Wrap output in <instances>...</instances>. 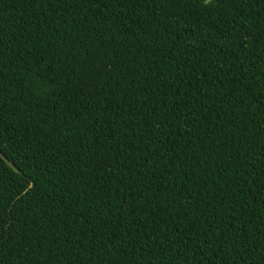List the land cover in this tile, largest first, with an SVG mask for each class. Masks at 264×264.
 <instances>
[{"label": "trees", "instance_id": "1", "mask_svg": "<svg viewBox=\"0 0 264 264\" xmlns=\"http://www.w3.org/2000/svg\"><path fill=\"white\" fill-rule=\"evenodd\" d=\"M236 7L264 22V0L211 17L174 0H0V150L21 172L0 158L14 232L0 264H242L205 240L233 210L259 264L262 210L239 213L264 173V60L205 42Z\"/></svg>", "mask_w": 264, "mask_h": 264}, {"label": "snow or ice", "instance_id": "2", "mask_svg": "<svg viewBox=\"0 0 264 264\" xmlns=\"http://www.w3.org/2000/svg\"><path fill=\"white\" fill-rule=\"evenodd\" d=\"M142 2H154V0H142ZM177 4H183L186 7L192 9L193 11L199 9H207L209 12V17H211L213 10L216 14L219 15V9L226 5L238 4V0H174ZM121 14H123V9H121ZM135 15V13H134ZM243 14L239 11V8H234L230 13V19L227 22L223 23L217 30L212 33L209 37H205V42L208 39H211L215 44H219L221 53H229V55H235L237 60H240L241 57L244 59L241 60V67H243L244 62L247 60L249 52H256L258 57L264 60V22H261L259 19L255 22L251 20V16L247 19L250 26H244L241 21V16ZM199 22V18H197ZM241 24L243 30L237 25ZM260 23V29H256V24ZM130 26V22H129ZM209 27H212V21L209 20ZM259 33V34H258ZM193 36L195 33L192 34ZM227 59V57H226ZM216 68H220L221 65H215ZM232 67L235 68V63L232 64ZM212 66H209L208 70H211ZM199 71L198 68H189V72ZM261 72H264V65L261 66ZM208 71L204 72V75L207 76ZM242 73L237 70L234 75L239 76ZM171 95H175L171 93ZM242 102V101H241ZM166 106V105H165ZM85 113L91 115V112L88 108L83 107ZM185 116H188V113H184ZM173 118L176 120L180 119V113L174 112ZM188 120H184V124H187ZM254 150V149H253ZM260 163V161H257ZM154 171V169L149 168L145 171V178H147V172ZM253 184L255 187L249 198V210L240 212L239 215L243 216L249 222L253 219V209L260 208L261 211V224L257 227L261 228V235L264 236V173L260 174L257 178H254ZM4 203V194L2 186H0V208H2ZM125 203H128L127 199ZM136 204L139 205V210L143 212L146 207L145 203H140L139 197L136 198ZM135 209V205H134ZM193 212H196V209L193 208ZM9 223H12L9 220ZM191 223V221H189ZM239 225V228H236L235 225ZM247 227L242 220H240L233 210V215L228 217L226 221H223L221 225L216 226L213 230L206 234L205 240L211 242L212 245L218 250L217 255L224 253L226 256H230L233 259L236 255L242 257V264H256L257 257L252 256L249 253V248L246 246L245 242L242 240L239 244V247L236 246V241L239 239L237 237V232H243L244 237H247L249 233L247 232ZM14 235L12 229H6L4 227L3 219L0 218V257L4 254V249L8 243L11 241L8 239L9 236ZM179 233H171L170 238L179 237ZM203 248V244L201 245ZM251 252H256V249L251 248ZM248 253V254H246ZM211 258H209L210 260ZM177 264H187L186 258L178 259ZM259 264H264V252H261L259 255Z\"/></svg>", "mask_w": 264, "mask_h": 264}, {"label": "water", "instance_id": "3", "mask_svg": "<svg viewBox=\"0 0 264 264\" xmlns=\"http://www.w3.org/2000/svg\"><path fill=\"white\" fill-rule=\"evenodd\" d=\"M0 158L3 159L7 165L12 168L16 173L20 174V170L15 166L13 162H11L0 150Z\"/></svg>", "mask_w": 264, "mask_h": 264}]
</instances>
